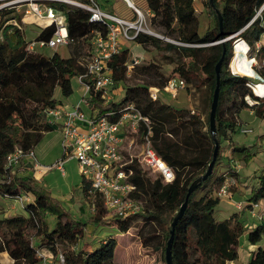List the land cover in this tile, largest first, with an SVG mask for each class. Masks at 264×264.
I'll list each match as a JSON object with an SVG mask.
<instances>
[{
    "label": "trees",
    "instance_id": "1",
    "mask_svg": "<svg viewBox=\"0 0 264 264\" xmlns=\"http://www.w3.org/2000/svg\"><path fill=\"white\" fill-rule=\"evenodd\" d=\"M145 1L152 11L150 26L163 30L166 36L182 43L166 42V46L171 50H181L188 61L173 62L172 74L167 75L158 63L142 64L143 60L139 59L127 76L126 63L130 53L122 47L120 53L108 60L112 79L117 85H125L133 76L138 77L141 83L125 85L120 97L107 102L98 96L90 99V105L98 114L113 110L114 114L109 117L111 120L120 116L125 103L139 109L148 119L150 132L144 123H140L136 135L140 139L148 134L151 146L173 169L171 181H164L156 173L151 178L138 158L131 157L127 164L132 171L130 181L135 185L131 196L141 202V208L123 218L106 216L102 197L91 192L90 183L84 178L82 196L91 202V212L82 218L73 214L31 175L19 174L15 167L5 166L6 156L15 147L24 151L35 148L43 135L55 128L47 122L45 111L61 105L59 97H67L73 92L72 78L85 71L84 63L90 52V32L101 26L89 23L88 12L81 8L56 5L64 10L71 40L67 45L70 56L66 58L57 51L45 55L27 50L24 34L17 28H6L0 33V199L9 200L22 191L33 195V199L23 206L25 214L0 216V254L6 251L13 259L12 264H41L44 261L38 254L41 248L49 250L60 264H113L116 239L101 235L96 246L84 249L78 245L86 237V229L92 227V234L99 226L114 225L120 232H127L131 220L142 211L147 220H155L159 227V231L151 230L146 238L141 236L142 246L148 247L149 239L156 241L157 248H161L162 264H166L164 249L171 222L184 201L188 186L205 173L212 159L214 141L208 125L209 109L206 113L192 111L159 99L153 100L149 88L161 89L176 73L185 81L188 90L190 86L201 90L203 102L209 108L215 86V65L224 50L215 116L219 149L211 174L190 194L186 208L175 224L172 261L173 264H226L238 257L236 247L242 234L246 233L249 244H257L264 238V224L246 227L241 211L221 220L215 217L219 201L215 190L226 178H238L239 173L225 164L222 172L214 175L215 166L221 163L222 138L229 140L230 160L248 162L253 156L248 146L231 142L239 113L251 110L264 120V97L255 96L248 86L254 79L233 74L229 69L233 42L244 40L253 51L264 32L263 18L260 15L253 17L255 9L260 8L264 0H204L212 22L202 34L198 32L194 0ZM216 10L221 14V29ZM53 32L54 26L50 25L37 38L48 39ZM229 36L223 42L213 43ZM134 41L144 47H160L164 40L154 35L139 34ZM259 55L261 47H258ZM255 70L264 78V65L256 66ZM246 95L254 100L253 104L245 101ZM253 177L246 185L250 191L245 197L249 202L259 203L264 200V168ZM252 180L254 184H251ZM49 214L55 218L52 227L47 222ZM59 255H62V261ZM0 264H3L1 260ZM245 264H264V247L258 246L251 251Z\"/></svg>",
    "mask_w": 264,
    "mask_h": 264
},
{
    "label": "built area",
    "instance_id": "2",
    "mask_svg": "<svg viewBox=\"0 0 264 264\" xmlns=\"http://www.w3.org/2000/svg\"><path fill=\"white\" fill-rule=\"evenodd\" d=\"M121 1L132 11V18L126 19L105 12L96 0H0V33L6 28L19 29L26 39V49L34 52H40L42 48L56 49L61 44L68 45L71 40L68 37L65 13L56 5L81 8L88 12L89 23L101 26L90 32V52L84 63L85 71L77 76L84 91L83 95L73 106H56L47 109L45 113L47 122L59 127L62 133L63 153L77 161L82 177L90 183L91 192L102 197L106 216L123 218L137 213L141 208V202L131 196L135 185L130 181L132 171L127 168L131 158L125 160V140L128 134H137L140 123L146 125L149 133L148 119L133 104L125 103L120 116L116 120H111L109 117L114 114L113 110L98 114L90 105V99L95 96L104 102L111 99L112 87L117 84L112 79V68L108 65V60L120 53L128 40L134 41L139 34H149L176 44L182 43L152 30L150 27L152 11L148 7L141 9L132 0ZM263 7L264 3L261 8ZM259 14L260 10L256 16ZM30 25L38 28L37 36L50 25L54 26V32L48 39H39L37 36L27 39L24 30ZM233 49L235 56L243 51H236L235 44ZM250 51L247 47L244 53L252 73L246 74L237 69L233 71L231 67L230 71L256 79L248 83V86L255 96L263 98L264 93L256 92V87L264 85V78L255 70L258 65V47ZM261 61L264 65V58ZM138 62V58L127 61V75ZM185 87L183 79L171 77L161 89L175 97L178 90ZM161 89L150 87V97L153 100L159 99L158 92ZM244 99L249 105L254 103L249 95ZM87 110L91 112L87 113ZM240 132L249 134L252 129L241 127ZM140 146L142 148L141 157L138 158L140 163L158 174L164 181H171L174 177L173 169L151 146L148 134L140 138ZM26 162L42 172L52 168L63 171L62 159L50 165H41L34 148L24 151L20 147H15L5 158L6 167H16ZM234 183L232 177L226 178L215 195L218 198L230 197V186ZM32 199L33 195L30 192L22 191L9 200L11 207L19 206L23 209L24 204ZM258 205V202H251L249 212L254 214V209ZM236 208L242 210L243 203H236ZM38 254L42 256V251L39 250ZM59 259L62 261V255H59ZM41 264L46 262L43 261Z\"/></svg>",
    "mask_w": 264,
    "mask_h": 264
},
{
    "label": "rangeland",
    "instance_id": "3",
    "mask_svg": "<svg viewBox=\"0 0 264 264\" xmlns=\"http://www.w3.org/2000/svg\"><path fill=\"white\" fill-rule=\"evenodd\" d=\"M99 4L100 8L104 10L105 12H108L110 14L123 17L126 19H130L133 16L132 11L126 6L124 2L121 0H96ZM137 6H139L141 9H146L147 4L145 0H132ZM204 0H195L194 5L196 9V15L198 19V32L200 34L204 33L207 26L210 25L212 22V15L209 13L208 8L203 4ZM260 10V17L263 18L262 23L264 24V7L255 9V13L253 15L256 16V14ZM151 27V26H150ZM152 30L160 35H165L166 32L163 30H159L157 28L151 27ZM38 28L35 26H26L24 33L27 39H33L37 36ZM170 38L169 36H167ZM260 38L264 39V32L261 34ZM171 39V38H170ZM164 40V39H163ZM172 40V39H171ZM166 42L173 43L171 41L164 40L160 43V47H155L152 45H149L148 47H144L140 44H138L135 41L128 40L127 44L124 46V48H127L130 53V59L128 61H132L134 58L142 59V64L150 63V62H156L158 63L161 68L162 72L164 74L170 75L172 74V67L173 62L178 61H188L181 50L179 49H169L166 46ZM235 44V41L233 42V45ZM236 47H239L238 44ZM57 51L62 57H69L70 56V50L67 45L61 44L56 47V49L51 48H42L40 49V52L49 55L52 52ZM251 52V51H250ZM235 56V52L233 49V55L229 62V69L233 71H236L232 67V61L233 57ZM262 54L257 56L258 65H263L261 59ZM132 73V69L129 72V74ZM128 76V75H127ZM173 77L178 78V74L174 73ZM256 81V79H254ZM73 92L67 96V97H59V100L62 102H75L77 98L79 97L81 93L80 89V83L77 80V77L72 78L71 80ZM141 80L138 79V77L131 76L129 80L126 82L125 85H137L140 84ZM123 83L115 85V87H112V95L111 98H118L122 94L123 87L125 86ZM190 93H192V100H193V109L196 111L205 112L208 111L209 108H207L206 104L203 102L202 99V92L200 89H196L193 86L189 87ZM192 89V90H191ZM183 95V92L179 94L177 99H181ZM158 98L163 103H168L173 106H176L175 100L168 92L161 89L158 92ZM255 116L254 114L252 117ZM254 118H248L249 127L252 129V132L249 134H242L241 140L233 141L234 144L237 145H245V146H254L257 145V153L261 152L257 156H252V158L248 162H243L241 160L239 161L238 170L240 174H259L261 170L264 168V121L258 117L255 116V122L253 121ZM253 121V122H251ZM235 133V131L233 132ZM261 133V134H260ZM52 135V134H51ZM62 147V146H61ZM220 154H221V163L217 164L214 169V175L218 174L219 172H222V170L225 168L226 165L229 163L233 165V160H230V146H229V140H225L224 138L221 139V147H220ZM61 152H63V148L61 149ZM142 153V148L140 146V139L139 137L133 133L128 134L127 139L125 140V149H124V155L125 160H129L131 157H137L140 159ZM226 164V165H225ZM142 168L147 171V175L151 178H154V173L150 170H148L142 163ZM17 169V168H16ZM15 169V170H16ZM65 170L67 173L71 174L72 177L77 178L78 177V171L75 164V159L72 158L68 164L65 166ZM55 171V169H54ZM56 177H59V172H55ZM213 175V177H214ZM212 177V178H213ZM212 178L210 181H212ZM254 179V177H253ZM207 185V184H206ZM198 195V193H197ZM225 197L219 198V201L217 203V206L215 208V217L216 218H223L219 214V209L223 207V204H219L220 202L224 201ZM22 212V208L19 206H15L14 208L11 207L10 202L7 203L6 200L0 199V216H3L4 214H11L16 212ZM47 222L49 227H52L55 223V218L53 215L47 216ZM130 228L127 232H120L116 226L114 225H102L99 226V231L96 232L97 235L102 234V236H111L116 239L117 245L114 249V259L113 264H162L161 261V248H157L156 241L148 240V247L142 246V237H147L149 233H151L154 229V232L159 231L158 224L155 220H147L144 216L143 211L141 214L135 216L131 222H130ZM98 229V228H97ZM97 239H101L100 237H95V242ZM263 241V239H262ZM0 260L3 264H12L13 260L7 258L4 253L0 254ZM59 261V260H57ZM228 264H245L244 255H242V252H239V255L236 259L232 261H227ZM47 264V263H46Z\"/></svg>",
    "mask_w": 264,
    "mask_h": 264
},
{
    "label": "crops",
    "instance_id": "4",
    "mask_svg": "<svg viewBox=\"0 0 264 264\" xmlns=\"http://www.w3.org/2000/svg\"><path fill=\"white\" fill-rule=\"evenodd\" d=\"M195 13H196V9H195ZM236 44H238L239 47H236ZM247 47L249 46L244 40L239 39L238 41L235 42V50L236 51L243 50V51L242 53L240 52L239 55L237 54L236 56L233 57L232 67L243 73L251 74L252 71L250 67L247 65L246 55L244 53ZM255 47H261V54L264 58V39L260 38L259 41L255 44ZM241 58L243 59V61L241 62V66H243V68H240L238 66V61H241ZM79 86L81 89V93L79 97L77 98V100L75 102H61V105H59L60 107L73 106L79 100V98L84 93L82 86L81 85ZM182 92H183L182 98L177 99L179 94ZM256 92L264 93V85H259L258 87H256ZM173 98L176 99L175 107L189 108L192 111H196L192 108L193 107L192 93H190V91L186 87L179 89L176 96ZM90 112H91L90 110H87V113H90ZM252 115H253L252 111L247 110V109L242 110L239 113V116L237 118L236 131L235 133L231 134V140L233 141L241 140L242 135L240 132V128L249 127L248 123L250 122L248 121V118L251 117V118H254L253 121L255 120V116L252 117ZM61 141H62V133L59 127H55L53 130L46 132L43 135L41 141L35 146L34 149H35L37 159L41 165H44V166L50 165L62 159L63 171H61L59 168H52V169L42 172L37 169H34L32 165L27 162L16 166L14 170L17 168L15 170L17 173L31 175L39 184H41L46 189H48L54 197L61 200L64 203V205L70 209V211L73 214H75L78 217L83 218V217H86L91 212V202H89L87 199H85L82 196L83 177L80 173L77 161L75 160V164H76L77 171H78L77 178L72 177L71 174L67 173L65 170L66 164H68V162H70L73 157L66 156L63 152H61V149H62ZM248 147L253 152V156H257L263 151L262 149L261 152L257 153V150H258L257 145H254L252 147L248 146ZM233 162H234L233 165L229 163L228 166L231 167L233 170H236L239 173V177L233 178L235 183L230 186L231 196L225 197L224 201L219 203V204L221 203L223 204V207L218 210L219 214L223 217L221 219L228 217L233 212L241 211L243 213V219H244V223L246 227L251 228L259 223L264 224V200L259 202V205L254 209V214H251L249 212L251 202L247 201L245 197V194H247L250 191V187H246V185L248 184L249 180L254 175H257V174H253V175L240 174L238 170L239 161L233 160ZM56 171L59 172L58 178L56 177V174H55ZM252 183L254 184V180L251 181V184ZM4 200H6L7 203L10 202V200H7V199H4ZM238 202L243 203L244 208L242 210H238L236 208V203ZM16 213H19V212L17 211ZM11 214H14V213H11ZM22 214H25V212L22 211ZM8 215L10 214H4L3 216H8ZM91 230H92V227H89L88 229H86V237L82 241L79 242L78 246L84 249H90L97 245L95 244L96 242L94 238L95 237L102 238L101 236L102 234H99V235L96 234L97 230H99V227L96 230V232L92 234H91ZM258 246L264 247V238H263V241L261 240L257 244H249L246 240V233H244L239 237L238 245L236 249L238 251V255H239V252H242V255H244V260L246 262L251 251H253ZM40 251H42V257L47 264H60V262L57 261V257L56 256L53 257L52 253L49 250L45 248H41ZM2 253H4V255L7 258L13 260L6 251Z\"/></svg>",
    "mask_w": 264,
    "mask_h": 264
},
{
    "label": "water",
    "instance_id": "5",
    "mask_svg": "<svg viewBox=\"0 0 264 264\" xmlns=\"http://www.w3.org/2000/svg\"><path fill=\"white\" fill-rule=\"evenodd\" d=\"M209 1L212 2V0H209ZM216 15H217L219 26L221 29L222 18H221V14L218 10H216ZM230 37L231 36L226 37V38L221 39V40H218V41H214L213 43L223 42ZM236 41H238V40H236ZM224 52H225V50L223 51L222 56L220 57V59L218 60V62L215 65V86L213 89L212 99H211V103L209 106V114H208L209 130H210L211 138L214 141V149H213L212 159L209 162L205 173H203L200 177H198L197 179L192 181L191 184L188 186L184 201L180 205L176 215L173 217V220L171 222V228L169 230V237L166 241V245H165V249H164V258H165L166 264H173L171 251H172V242H173V234H174L175 224H176L177 220L182 216V214L186 208L190 194L203 180H205L211 174L213 164H214V161L216 159L217 152L219 149V144H218V141H217L216 135H215V133H216L215 116H216V108H217L219 88H220L219 70H220V67H221V64L223 61Z\"/></svg>",
    "mask_w": 264,
    "mask_h": 264
},
{
    "label": "bare ground",
    "instance_id": "6",
    "mask_svg": "<svg viewBox=\"0 0 264 264\" xmlns=\"http://www.w3.org/2000/svg\"><path fill=\"white\" fill-rule=\"evenodd\" d=\"M243 61V59L241 58V61H238V66L240 67V68H243V66H241V62Z\"/></svg>",
    "mask_w": 264,
    "mask_h": 264
}]
</instances>
